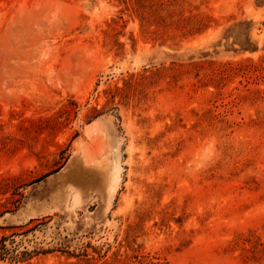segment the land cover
I'll list each match as a JSON object with an SVG mask.
<instances>
[{
	"label": "rangeland",
	"instance_id": "1",
	"mask_svg": "<svg viewBox=\"0 0 264 264\" xmlns=\"http://www.w3.org/2000/svg\"><path fill=\"white\" fill-rule=\"evenodd\" d=\"M0 264H264V0H0Z\"/></svg>",
	"mask_w": 264,
	"mask_h": 264
},
{
	"label": "trees",
	"instance_id": "2",
	"mask_svg": "<svg viewBox=\"0 0 264 264\" xmlns=\"http://www.w3.org/2000/svg\"><path fill=\"white\" fill-rule=\"evenodd\" d=\"M13 233L9 235H2L0 237V259H9L11 261H20L29 258L33 251L23 250L17 251V243L11 238Z\"/></svg>",
	"mask_w": 264,
	"mask_h": 264
}]
</instances>
